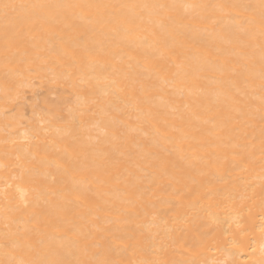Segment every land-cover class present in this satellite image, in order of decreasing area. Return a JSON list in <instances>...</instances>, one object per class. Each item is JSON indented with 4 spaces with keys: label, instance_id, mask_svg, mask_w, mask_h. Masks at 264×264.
Listing matches in <instances>:
<instances>
[{
    "label": "bare ground",
    "instance_id": "obj_1",
    "mask_svg": "<svg viewBox=\"0 0 264 264\" xmlns=\"http://www.w3.org/2000/svg\"><path fill=\"white\" fill-rule=\"evenodd\" d=\"M0 264H264V0H0Z\"/></svg>",
    "mask_w": 264,
    "mask_h": 264
}]
</instances>
